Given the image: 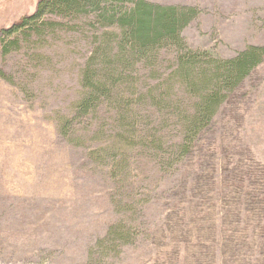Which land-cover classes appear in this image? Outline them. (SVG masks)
Returning <instances> with one entry per match:
<instances>
[{
	"label": "rangeland",
	"instance_id": "obj_1",
	"mask_svg": "<svg viewBox=\"0 0 264 264\" xmlns=\"http://www.w3.org/2000/svg\"><path fill=\"white\" fill-rule=\"evenodd\" d=\"M146 1L197 11L181 32L192 51L229 59L264 46V0ZM36 4L0 0V31ZM91 33L54 30L0 54V264H264V59L188 157L162 166L134 142L114 174L111 161L90 155L110 122L77 120L67 140L55 126L79 98ZM159 60L165 74L175 52ZM163 131L175 139L169 124ZM118 224L132 240L99 254Z\"/></svg>",
	"mask_w": 264,
	"mask_h": 264
},
{
	"label": "trees",
	"instance_id": "obj_2",
	"mask_svg": "<svg viewBox=\"0 0 264 264\" xmlns=\"http://www.w3.org/2000/svg\"><path fill=\"white\" fill-rule=\"evenodd\" d=\"M196 16L194 8L146 0H37L31 15L0 31V54L30 45L32 38L42 42L54 30L92 32L94 48L79 74V98L70 114L56 113L58 133L67 140L75 133V121H89L90 128V119L99 117L110 126H98L105 145L90 155L111 161L112 173L122 171L134 142L160 165L172 167L191 154L220 106L264 59V46L246 47L229 59L190 50L181 32ZM163 50L175 52L165 74L160 73ZM145 120L152 128L139 125ZM165 124L175 134L173 141L165 137ZM130 232L112 225L97 243L99 254L128 243Z\"/></svg>",
	"mask_w": 264,
	"mask_h": 264
}]
</instances>
